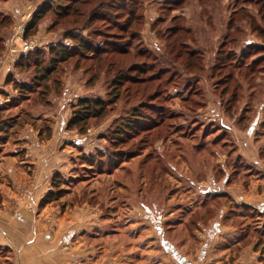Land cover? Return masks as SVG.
Listing matches in <instances>:
<instances>
[{"label": "rangeland", "instance_id": "374dc122", "mask_svg": "<svg viewBox=\"0 0 264 264\" xmlns=\"http://www.w3.org/2000/svg\"><path fill=\"white\" fill-rule=\"evenodd\" d=\"M46 1L0 0V16L10 20L0 29L4 36L0 76L5 79L16 70L20 82L37 78L39 85L21 106H10L14 110L5 113L20 119L8 131L0 162L10 160L6 153L21 161L27 152L23 144L35 148L36 142L44 159L35 164L37 170L30 163L19 174L41 179L37 184L25 182L19 199L24 203L21 207L33 204L24 215L26 223L19 221L23 232L33 226L32 235L23 237L27 241L20 246L0 245V264H264V211L255 204L264 201V73L254 72L257 82L237 74L221 100L213 90L224 72L210 77L212 53H202L201 61L189 56L199 48L221 45L233 12L244 8L256 15L264 1L253 5L256 0L253 4L180 0L172 7L170 3L178 0H107L101 10L108 17L121 14L115 6L119 1L137 6L140 18L132 28L140 33L133 42L135 49L131 54L116 51L126 49L129 38L117 36L119 29L104 17L106 21L82 23L70 33L88 37L99 50L105 47L104 34H109L110 46L100 55L84 52L64 62L49 53L59 45L71 53L75 46L76 41L67 37L72 25L67 24L65 12L46 14L33 25ZM205 8L210 17L202 15ZM125 16L118 19L124 21ZM175 17L179 19L174 22ZM175 24L182 30L193 27L202 45L196 46L184 30L182 35H170L168 30ZM249 26L247 22L243 33L236 34L239 42L258 39L249 34ZM184 41L188 52L178 56ZM24 42L35 43L30 53H44L37 62L38 77L34 63L30 71L16 66L29 54L21 52ZM140 49L148 54L137 52ZM191 62L193 70L175 66ZM133 65L139 71L132 70ZM189 75L208 82L197 84ZM120 77L127 81L116 87ZM136 77L146 83L132 81ZM237 89L238 100L228 111V100ZM2 91L14 97L17 93L12 85L1 84L0 105L11 102ZM88 98L95 104L105 102V109L99 114L94 107V117L72 124L76 112H85L78 104ZM246 105L255 112L239 124ZM136 108L144 114L140 119L133 115ZM257 111L258 129L249 132ZM218 139V144L208 147ZM205 142L204 151L196 147ZM225 142L229 148L222 150ZM241 148L251 155L248 161ZM223 151L224 158L217 154ZM11 181L6 188L14 186ZM39 183L46 189L42 196ZM249 204L255 207L246 208ZM7 210L12 215L19 212ZM32 217L37 221L28 229Z\"/></svg>", "mask_w": 264, "mask_h": 264}, {"label": "trees", "instance_id": "16d2710c", "mask_svg": "<svg viewBox=\"0 0 264 264\" xmlns=\"http://www.w3.org/2000/svg\"><path fill=\"white\" fill-rule=\"evenodd\" d=\"M67 1L68 3L64 6L62 5L61 2ZM106 1L107 0H47L46 2H44V4L42 5L43 8H41V12L39 15H37L35 17V19L33 20V25L38 24V19H40L42 16H45L46 14H56L58 16H61V11L65 12L64 18L65 19H70L69 22H67V24L72 25L69 29H68V33H67V37L69 39H73L75 40V46L74 48L71 50V53L67 51V47L64 45H59L56 48H52L50 51V56L56 54V56L58 55V57L60 58V60H58L59 62H64V61H68L70 60L73 56H80V55H84L83 53H95L100 55L102 53V50L106 47V45L110 44L108 43V35L109 34H104V37L106 38L104 42L105 47L101 48L100 50L97 48H94L93 42L91 41V39H89L88 37L85 38V36H83L81 33L75 35L70 33L72 29H75L76 27L82 25V23L86 26L91 22H100L101 20H105L104 17H108L109 15H105V12H102L101 9L104 8V6H106ZM132 1V0H131ZM136 2L138 1H142V0H135ZM241 0H236V2H240ZM253 0H243V2L245 4H253ZM258 1V2H257ZM261 0H256L254 2L253 5H257L259 4ZM264 1V0H263ZM181 1H175L173 3H170L172 5V7H174L176 4H179ZM201 2V1H199ZM204 5V2H201V5ZM205 3H209V2H205ZM56 4V6H54ZM104 5V6H103ZM110 6V4H107ZM117 8L121 11L120 13H116V15L114 16H110L108 17L109 20L112 21L113 23V27L116 29L118 28L119 31L121 32L119 35V37L121 36H128L129 41H128V45H126V49H119L116 50L119 53H123V54H131V51L134 50L135 48L133 47V42L135 40H137V38L139 39V31L134 30L132 27L133 25L137 24V21L139 20L140 16L137 15L136 12V7H134V3L130 2L128 4L123 3L122 1H119ZM115 6H110L111 10L114 8ZM55 8V9H54ZM61 10V11H60ZM109 10V11H111ZM208 14V16L210 17L208 10L205 8V10L202 12V15ZM124 15L127 16V18L124 21H121L118 19V17H123ZM125 16V17H126ZM209 17H207L209 19ZM236 17H240V20L243 21H247L249 26V34L252 35H256V38L254 39H247L245 41H243L242 43L239 42V40L241 39L240 37H238L236 34H240L243 33V31L245 30V27L247 26V22H243L242 24H236ZM178 17H175L174 20L172 21H176L178 20ZM229 24L227 27V32L226 34H224L222 37L223 42L221 43V45H208L206 47V50H201L199 48V50H195L197 51V53L191 52L189 54L190 58L194 57L196 60L201 61L202 59V53L204 55L208 53H212L213 57L211 61H214V63H211L210 66H208L209 68H213V72L210 74V77L215 76V74H221L222 72H224V76L221 77L220 79L216 80V82L214 83V92H216L218 95H220V99H223V96H225L228 92V87L230 88V84L232 81H235L236 77H239L241 75H245L249 78V80H252L254 82H257V75H254V72H260L263 71L264 73V66L263 65V61H264V7H260L259 10L257 11L256 15H254V13H251L249 11H247L246 9L244 10V8H241V12L235 10V12H233V14L231 15L230 19H229ZM106 21V20H105ZM173 22V23H174ZM10 20L8 17H1L0 16V29L5 27L6 24H9ZM185 32V34L189 37L193 38V42H195L196 46H201L202 43L199 41L198 36H196L195 34V30L193 29V27L186 29H183ZM183 30L180 28L179 25L175 24V26H173V28H171L169 31L170 35H179V34H184ZM74 31V30H73ZM132 31V32H131ZM131 32V33H130ZM192 34V35H191ZM138 35V36H137ZM191 35V36H190ZM137 36V37H136ZM185 36V35H184ZM234 36V38H232ZM187 38V37H186ZM126 39V38H125ZM124 39V40H125ZM185 39V38H184ZM260 39V40H259ZM4 40V36L0 35V53L1 51L4 50V47L2 45V42ZM209 40V38H208ZM103 43V42H102ZM179 41L177 42L176 45L178 44ZM120 44V43H119ZM187 42H180V53L178 54V56H181L182 53L184 52H188L186 50L187 49ZM242 44V45H241ZM113 47L116 46V44H112ZM232 45L234 49H228V46ZM135 46V45H134ZM240 46H242V48H240L242 51H238L236 49H238ZM240 52L239 57L237 58V55L235 54L236 52ZM137 52L143 53V54H148L147 52H145L144 50H139ZM242 52V53H241ZM39 55V57L34 56L33 60L29 59L28 57L31 55ZM43 52L37 51V53H30L23 56L22 58H20V60L17 62V67H20L21 69H23L24 71H30L33 67V63L35 64V73L36 76L38 77V70H37V62L38 60L40 61V59L43 57ZM41 55V56H40ZM214 55H216V57H214ZM55 56V55H54ZM57 60V59H56ZM55 60V61H56ZM34 61V62H33ZM57 63V62H56ZM175 63V62H174ZM182 66L183 68L186 67L187 69H192L193 70V64L191 62V64L188 66L187 64H175V66ZM207 66V65H206ZM218 69V71L216 70ZM132 70L139 71L138 66L133 65L132 66ZM164 71V70H162ZM228 71V72H227ZM165 72V71H164ZM145 73V72H143ZM18 73L15 72L12 74H10L7 78L6 84L7 85H12L13 90H16V96H11L10 93L2 91V93L4 94V97L6 96L9 101V104L6 103V105H0V152L3 148V146L5 145L6 140L8 139V131L14 127L15 123L19 121L20 119V115H16V116H5V113L7 111H12L14 109H17L19 106H21L25 101H27V99H29V97L32 95V93L36 92V89H39V85H38V81L36 79L32 80V82H20V80L16 79L15 76H17ZM48 74V73H47ZM239 76H236V75ZM19 75V74H18ZM46 76V75H43ZM190 76V75H189ZM193 77V81H196L197 84H201L203 85V83H207L208 81L205 80V78H203L202 76L199 75H192L190 76V78ZM263 77V76H262ZM262 77L260 79H262ZM46 81L50 80L49 77L45 78ZM127 81L126 78L124 77H120L116 82V87L117 86H122L125 82ZM131 81V80H130ZM134 82L136 83H146L143 82V80L139 77H136L135 80L133 78ZM131 81V82H132ZM257 87L259 83H255ZM38 85V86H37ZM262 84H259V86H261ZM225 86V87H223ZM239 89V88H238ZM237 90H235V93H232V98H230L228 100V106H227V110L230 111L231 109V105L233 103H236V101L238 100V94ZM222 90V91H221ZM258 94L254 93L253 97H257ZM91 99H86V100H81L80 103L78 104L83 110H85V112L80 111V112H76L77 115L74 116L73 118V122L72 124H74V122H78V121H87V119L94 117V115L96 113H93V111L91 109L95 108H99L98 113L101 114V112L105 109V102L102 103V101L100 102H94ZM14 105V109H9L10 106ZM9 109V110H8ZM133 115L136 117V119H140V117L142 118L144 116V114L140 111L139 108H136L133 111ZM253 112H255V110L253 109V106H249L246 105L243 108L242 114H240V118L238 120L239 124L246 122L247 120H249L250 118H252L253 116ZM229 114H232V112H228ZM25 114H29V113H25ZM258 115V111L256 112L254 117H257ZM223 129V127H221ZM219 128V130L221 129ZM147 133L150 132L149 130H146ZM121 132H119L118 134H120ZM119 137V136H117ZM221 141V140H220ZM215 141L212 143H209L208 147H213L211 145H216L219 142ZM208 142H205L196 146L198 147L200 150L204 151V146L207 144ZM119 144H116V147ZM227 147L229 148V144H227L226 142L223 143L221 149L223 150L224 148L227 149ZM235 150V148H233ZM233 150L231 149L229 152H227V156L228 159H232L234 156H231V152ZM224 151L223 153H217L219 156L222 155V157L224 158ZM234 153V152H233ZM1 154V153H0ZM221 157V156H220ZM231 161V160H230ZM246 208H249V206H247Z\"/></svg>", "mask_w": 264, "mask_h": 264}, {"label": "crops", "instance_id": "0c3cea01", "mask_svg": "<svg viewBox=\"0 0 264 264\" xmlns=\"http://www.w3.org/2000/svg\"><path fill=\"white\" fill-rule=\"evenodd\" d=\"M8 76H7V78H8ZM7 78L4 79L3 76H0V85L1 84L6 85ZM2 102H3V100H2ZM260 111L263 112V110H260ZM262 112H260L261 116H262ZM255 120H256V123H255L256 125L253 124V126L249 129V132L250 131L253 132V131H256L258 129L257 126H259V124H258L259 118L257 117ZM254 125H255V127H254ZM23 145L24 146H22V148H24L27 152H26V155L23 157V159H20L21 161L18 162L12 153H6L5 154L6 158H8L10 160H5L3 163L0 162V171H1L0 172V214L2 215V216H0V245H3V246H6L10 243L15 244V245L18 244V246H20L21 242L27 241V239L23 238V237L28 236V238H29L32 235L31 230H32L33 226L27 233L23 232L21 229H19V227H20L19 221L24 223V224L26 223V221H24L25 220L24 215L27 214V212H28L27 209L28 210H29V208L32 209L33 204L31 203V207L28 206L29 208L23 207V206L21 207V205H23L24 203L22 202V200L19 201V199L22 196V194H24V192L21 191L22 188L27 187L26 184H24L25 182L30 183V184H33V183L37 184L41 179L38 178L39 176H35V174H33V176L28 174V176L27 177L25 176V178H24V176L19 177V174L22 175L20 172L21 171L23 172V169H28V166L31 164H32V166H34V171L37 170V168L35 167V164L37 165V163H39V165H40L41 159H42V161L44 159H43V152L40 153L41 149H39V150L37 149V148L42 147L41 144H39V146L37 147V142H36L35 148H33L32 145H26V144H23ZM16 149H13V150L16 151ZM25 150H21L20 152L25 151ZM241 152L246 155L245 159L248 161V159L251 155L245 153L242 148H241ZM239 154H241L240 151H239ZM5 156H4V158H5ZM38 156L40 157L39 159L37 158ZM12 158L14 160H12ZM5 163L6 164L12 163L13 166H9V165L6 166ZM257 163H259V165H260V162H257ZM261 172H262L261 175L263 178L261 180V182L264 183V168ZM37 178H38V180H37ZM8 179L12 180L11 182L14 183V186L10 185L12 188L9 186H8V188H6V182L9 181ZM32 179H34V180H32ZM31 180H32V182H31ZM45 192H46L45 186H43V184H40L39 188H38V193L40 194V196H42ZM28 193L29 192L26 191V194H28ZM33 198H32V201H33ZM36 198H37V196H36ZM34 200H35V198H34ZM255 202H257V201H255ZM255 204L259 205V206L256 205L257 208H259V209L261 208L264 211V201L259 200ZM255 204H249L247 206L253 207ZM3 206L6 208L5 212L3 210H1V208ZM11 208L16 209V212L17 211H19V212L15 215L8 213L10 211H8L7 209L11 210ZM20 215H22L21 218H20ZM33 217H32V221H29V223H27L28 229L30 228V223L32 225H34V223L37 221ZM38 227L39 226H36L35 228H38ZM26 247L30 248V245H27ZM24 253H26V252H24ZM24 253H23V257H25L27 254V253L26 254H24Z\"/></svg>", "mask_w": 264, "mask_h": 264}, {"label": "built area", "instance_id": "2783aa9c", "mask_svg": "<svg viewBox=\"0 0 264 264\" xmlns=\"http://www.w3.org/2000/svg\"><path fill=\"white\" fill-rule=\"evenodd\" d=\"M22 40V37H21ZM35 49V43H30V42H24L23 45L21 46V52L22 53H29L34 51Z\"/></svg>", "mask_w": 264, "mask_h": 264}]
</instances>
